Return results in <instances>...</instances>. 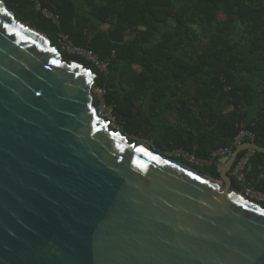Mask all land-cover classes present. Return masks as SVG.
I'll use <instances>...</instances> for the list:
<instances>
[{
    "label": "water",
    "instance_id": "water-1",
    "mask_svg": "<svg viewBox=\"0 0 264 264\" xmlns=\"http://www.w3.org/2000/svg\"><path fill=\"white\" fill-rule=\"evenodd\" d=\"M96 78L0 0V264H264L231 177L264 148L210 178L112 129Z\"/></svg>",
    "mask_w": 264,
    "mask_h": 264
},
{
    "label": "trees",
    "instance_id": "trees-1",
    "mask_svg": "<svg viewBox=\"0 0 264 264\" xmlns=\"http://www.w3.org/2000/svg\"><path fill=\"white\" fill-rule=\"evenodd\" d=\"M3 1L64 60L97 74L94 88L108 91L106 101L132 142L159 137L167 147L155 151L213 179H220L219 164L199 169L170 153L184 149L210 160L244 130L264 148V0ZM62 36L110 59L108 75L65 53ZM251 166L248 185L264 192V154ZM233 190L244 192L234 179Z\"/></svg>",
    "mask_w": 264,
    "mask_h": 264
},
{
    "label": "built area",
    "instance_id": "built-area-1",
    "mask_svg": "<svg viewBox=\"0 0 264 264\" xmlns=\"http://www.w3.org/2000/svg\"><path fill=\"white\" fill-rule=\"evenodd\" d=\"M36 6L38 11L42 12L45 17L53 20L55 23H58V17L54 16L49 10L43 9L38 1H36ZM61 46V49L68 55L82 58L92 63L101 74L108 75L110 59L101 60L99 55H97L94 51L77 46L67 36L61 37ZM93 90L95 96H97L99 101V106L97 107L99 116L105 119L109 123L110 127L114 130L118 127H122L121 123L118 121L114 113V107L108 105L106 101L108 91L105 88H94ZM255 139L256 136L252 132L247 130L241 131L240 134L236 137L231 148L221 149L217 151L213 154L212 159L210 160L201 159L184 149L174 150L171 156L182 159L196 168L205 169L211 167L215 163L220 164L224 163V160L228 161L233 156V153L237 147L245 143H255ZM256 154L257 152L253 149L243 152V155L239 156L231 172V177L243 186L244 192L241 193L242 195L255 203L264 205V192L250 187L247 180L248 170Z\"/></svg>",
    "mask_w": 264,
    "mask_h": 264
},
{
    "label": "rangeland",
    "instance_id": "rangeland-1",
    "mask_svg": "<svg viewBox=\"0 0 264 264\" xmlns=\"http://www.w3.org/2000/svg\"><path fill=\"white\" fill-rule=\"evenodd\" d=\"M115 130L122 131V127H118ZM135 142H137L138 144L145 143L159 152L161 150H164L167 147L166 145L161 143V140L159 137H152V141H146V140L144 141V140L136 139ZM170 154H172V152ZM224 162H227V160H224Z\"/></svg>",
    "mask_w": 264,
    "mask_h": 264
},
{
    "label": "crops",
    "instance_id": "crops-1",
    "mask_svg": "<svg viewBox=\"0 0 264 264\" xmlns=\"http://www.w3.org/2000/svg\"><path fill=\"white\" fill-rule=\"evenodd\" d=\"M171 119L173 122H176V120H177L176 116H171Z\"/></svg>",
    "mask_w": 264,
    "mask_h": 264
}]
</instances>
